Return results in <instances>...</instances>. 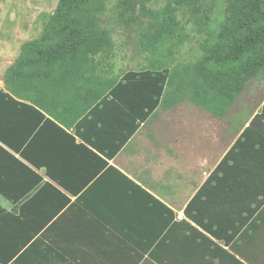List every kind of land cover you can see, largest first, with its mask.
I'll return each instance as SVG.
<instances>
[{"label": "crops", "instance_id": "0c3cea01", "mask_svg": "<svg viewBox=\"0 0 264 264\" xmlns=\"http://www.w3.org/2000/svg\"><path fill=\"white\" fill-rule=\"evenodd\" d=\"M118 91L90 119L77 117L81 97L48 98L72 136L46 127L43 167L24 161L44 195L55 192L48 182L70 201L13 264H264V98L225 118L191 102L146 118L142 95L128 94L140 89ZM237 139L238 163L205 186Z\"/></svg>", "mask_w": 264, "mask_h": 264}, {"label": "trees", "instance_id": "16d2710c", "mask_svg": "<svg viewBox=\"0 0 264 264\" xmlns=\"http://www.w3.org/2000/svg\"><path fill=\"white\" fill-rule=\"evenodd\" d=\"M108 1L58 0L39 34L21 44L4 71L0 195L11 206L0 204V264H13L12 259L21 256L70 201L48 182L43 186L55 192L51 197L44 195L42 178L35 171L43 167L40 141L46 127L72 136L59 124L64 119L48 101L57 91L59 97L72 101L81 97L77 113L81 119L92 118L88 111L107 96L119 94L121 88L140 89V93L128 94L142 95L139 100L147 105L146 118L161 105L183 102L225 118L249 81L264 78V0H165L160 5H153L152 0H115L114 23H138L142 28L137 39L142 60L119 71L115 69V41L102 19ZM187 42H195L196 56L179 61L177 54ZM246 109L244 113L249 112ZM262 115L257 114L249 127ZM36 144L37 151L33 150ZM123 144L118 142L117 149ZM231 162L238 163V139L205 186L223 177ZM205 188L188 209L204 198ZM259 193L264 199V192ZM42 198L53 203L49 209ZM37 217L44 219L39 223Z\"/></svg>", "mask_w": 264, "mask_h": 264}, {"label": "rangeland", "instance_id": "374dc122", "mask_svg": "<svg viewBox=\"0 0 264 264\" xmlns=\"http://www.w3.org/2000/svg\"><path fill=\"white\" fill-rule=\"evenodd\" d=\"M165 0H152L153 5H160ZM58 0H0V85H3L5 69L17 57L21 44L36 37L42 29L46 16L54 11ZM115 0H109L102 16L104 26L108 28L115 41V69L135 67L143 55L138 44L142 28L138 23L131 25L114 23ZM196 56L195 42H187L177 54L179 61ZM264 98V78L249 81L247 88L230 108L228 117L240 112L243 107L254 106ZM0 202L7 206L9 201L0 196Z\"/></svg>", "mask_w": 264, "mask_h": 264}]
</instances>
